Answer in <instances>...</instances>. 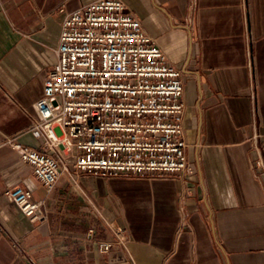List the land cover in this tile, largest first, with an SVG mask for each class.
<instances>
[{
  "label": "crops",
  "instance_id": "crops-1",
  "mask_svg": "<svg viewBox=\"0 0 264 264\" xmlns=\"http://www.w3.org/2000/svg\"><path fill=\"white\" fill-rule=\"evenodd\" d=\"M94 1L0 0V264H264V0H120L182 71L193 174L62 177L48 193L9 145L40 150L33 107L63 21ZM13 187L44 202V222ZM111 223L129 243L103 255Z\"/></svg>",
  "mask_w": 264,
  "mask_h": 264
},
{
  "label": "built area",
  "instance_id": "built-area-1",
  "mask_svg": "<svg viewBox=\"0 0 264 264\" xmlns=\"http://www.w3.org/2000/svg\"><path fill=\"white\" fill-rule=\"evenodd\" d=\"M197 0H191L195 8ZM57 64L33 107L40 150L9 145L48 193L66 177L82 175L181 179L193 174L187 157L182 71L150 38L120 0H97L67 15ZM32 221L44 222V202L21 187L4 193ZM115 242L100 253L125 249L129 239L108 224Z\"/></svg>",
  "mask_w": 264,
  "mask_h": 264
}]
</instances>
